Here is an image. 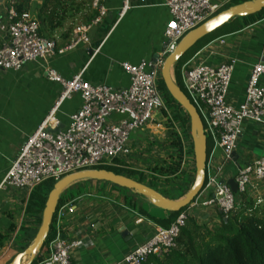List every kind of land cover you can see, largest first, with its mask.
Listing matches in <instances>:
<instances>
[{"label":"built area","instance_id":"2783aa9c","mask_svg":"<svg viewBox=\"0 0 264 264\" xmlns=\"http://www.w3.org/2000/svg\"><path fill=\"white\" fill-rule=\"evenodd\" d=\"M105 1L92 0V6L96 10L94 18L78 28L81 35L76 40L58 48L54 41L41 35L40 22L28 8L29 0H0V37L3 36L0 40V68L19 70L25 63L45 60L74 47L80 40H87L83 32L97 24L106 14ZM126 1L124 0L123 9ZM227 2L228 0H162L169 13L163 31L164 49L155 62L122 63L129 78L125 87L91 84L81 74L65 79L46 64L44 70L47 78L61 86L58 102L77 94L81 105L69 116V122L64 128L52 131L49 129L52 113L41 122L27 137L12 161L1 180L0 189H24L27 200L30 192L47 179L57 181L63 176L80 171L107 166L122 167L116 160H124L132 154L130 133L150 125L162 128L170 123L171 136L176 135L181 142V170L188 163L192 164L190 143L183 136L182 125L171 118L169 108L163 103L156 79L164 59L174 51L183 36L216 14ZM235 62V59L218 65H189L185 62L180 66L184 93L202 119L206 142L210 146L205 181L199 194L174 222L167 228L154 225L141 243L128 249L114 264H140L150 255L161 256L173 245L174 238L187 217L200 221L205 211L212 216H216L217 211L227 214L234 208L236 195H249L257 203L263 201L264 156L235 169L232 173L235 193L228 183L221 181L230 173L232 154L243 125L252 122L264 126V87L259 84L260 77L264 76V63L258 61L251 66L244 97L241 102L232 104L228 99V87ZM156 112L161 115H156ZM174 150L172 155L176 157L177 149ZM218 150L221 152L219 156L216 155ZM137 170L150 175V179L154 176L146 168ZM152 181L154 182L153 179ZM155 182L159 188L161 183ZM76 205L71 200L57 206L53 216L54 235L48 243V254L38 264H71V254L82 241L69 236L66 229L67 224L71 225L76 221V216H73ZM25 206L26 201L23 206L24 221ZM135 221L140 223L142 219L138 217ZM14 238L15 236L11 245Z\"/></svg>","mask_w":264,"mask_h":264},{"label":"crops","instance_id":"0c3cea01","mask_svg":"<svg viewBox=\"0 0 264 264\" xmlns=\"http://www.w3.org/2000/svg\"><path fill=\"white\" fill-rule=\"evenodd\" d=\"M41 2L42 0L28 2V8L36 16ZM105 5L106 14L97 24L83 32L87 40H80L74 47L45 60L25 63L19 70L0 68V183L27 137L50 113L52 117L49 129H61L68 124L69 116L81 105L77 94L58 102L61 86L47 78L44 70L46 64L65 79L81 74L91 84H108L121 88L129 83L122 63L153 62L164 49L163 31L169 13L162 0H127L124 9V0H106ZM80 13H75L68 7L66 16L56 27L39 20L41 35L54 41L58 48L69 45L81 35L78 28L85 25L83 21L76 23V17ZM54 20L57 21L56 16ZM230 59H235L236 62L228 87V99L232 104H237L244 97L251 66L258 61L264 63V17L238 32L213 38L186 62L189 65H218ZM259 84L264 87V76L260 77ZM155 114L161 115L159 112ZM169 126L170 123L162 128L150 125L136 136L139 144L154 141L159 145L153 151L154 158L147 159L148 161H142L139 156L137 158V148L133 149L129 159L132 169H143L148 163L159 161L163 154L171 153L172 149L166 143L171 138ZM216 155H221V152L216 151ZM261 156H264V126L246 122L232 154L230 173L221 181L230 186L232 173L237 167ZM101 186L102 189L104 186ZM87 189L88 198H83V195L78 197L80 203L76 205L73 215L76 216L75 223L66 225L69 236L82 240L80 246L71 254L70 262L114 264L128 249L141 243L153 226L158 224L144 215L129 211L118 202V198L105 197L100 206L91 196L94 187L89 184ZM26 195L24 189H0V235H7L0 247V264H5L17 246L14 240L12 245L10 242L22 227L19 225L25 222L22 219L25 218L23 206ZM162 213L152 216L164 218L166 212ZM138 217L142 219L140 223L135 221ZM204 219L216 220V216L205 211L200 221Z\"/></svg>","mask_w":264,"mask_h":264},{"label":"trees","instance_id":"16d2710c","mask_svg":"<svg viewBox=\"0 0 264 264\" xmlns=\"http://www.w3.org/2000/svg\"><path fill=\"white\" fill-rule=\"evenodd\" d=\"M243 1L246 0H228L222 9ZM67 6L71 7L75 13L81 12V18L85 24H88L96 15V10L92 6L91 0H42L38 8L37 18L42 22L46 21L51 27H56L61 24L63 18L66 16ZM55 16L57 21L54 20ZM263 17L264 9L252 15L237 17L203 37L174 64L173 76L175 83L184 92L181 86L180 66L193 56L203 45L217 36L238 32L243 27L252 25ZM163 86L167 91L164 83ZM169 98L170 105L173 108L171 118L182 125L183 136L190 143L189 152L192 158V165L190 167H192L193 171L184 172L180 169L181 142L176 135L174 137L171 136L172 138L169 139L171 149L173 151H175V148L177 149L175 152L177 154L176 157L175 155L172 156L173 159L171 162L173 164L169 163L170 166L162 167L158 165L146 169L152 172L154 175L152 179L156 181H160L161 179V181H167L166 178L173 177L175 183L171 185L170 192L164 193L158 190L166 197L176 199L181 197L192 184L195 175V165L193 145L190 136L189 117L170 95ZM209 149L210 146L207 142V156ZM172 150L171 154L173 153ZM104 169L113 171L116 174L128 175L129 177V173H138L140 177L138 181L142 183H144L142 177L146 176V174L137 169H130L128 174L123 173L120 167H105ZM54 182L55 181L52 179H47L30 192L25 206L26 219L23 226L20 228L22 230L19 239L20 243L15 247L11 257L5 264H8L17 253L22 252L34 237L41 222L42 210L47 195L52 189ZM79 183L83 182L75 183L72 186ZM126 192L125 194L120 193L118 198V202L121 205L126 207L129 211L146 216L154 223L165 228L174 222L176 217L185 210L184 207L179 211L167 212L164 218H157L149 215L143 210L140 202L137 200V194L131 190H126ZM72 199H74V197L64 198V196L61 195L58 206ZM53 220L46 242L31 264H38L48 254V243L54 235ZM207 221L210 223L212 220L204 219L199 222L195 220V218L187 217L184 225L179 228V232L174 238L173 245L161 256L150 255L140 264H264V199L262 202L257 203L249 195H236L234 208L232 210L227 214L217 211L216 221L214 220L210 224ZM31 225H33L32 228H30ZM6 236L5 234L0 235V247L4 244Z\"/></svg>","mask_w":264,"mask_h":264},{"label":"water","instance_id":"95a60500","mask_svg":"<svg viewBox=\"0 0 264 264\" xmlns=\"http://www.w3.org/2000/svg\"><path fill=\"white\" fill-rule=\"evenodd\" d=\"M262 9H264V0H246L221 9L216 14L186 33L177 43L174 51L164 59L160 70L161 79L169 95L182 107L189 117L190 136L193 145L195 165V175L189 189L181 197L173 199L166 197L158 189L153 188L152 186L139 182L127 175L116 174L113 171L104 168L85 170L63 176L54 182L52 189L47 195L42 210L41 222L34 237L28 246L22 252L17 253L8 264L32 263L46 242L60 196L70 186L80 181L96 180L100 182H108L118 187L125 188L126 190H131L135 194L145 197L152 206L166 213L179 211L186 207L199 194L205 181L207 160V142L203 131V122L196 108L172 78L173 66L203 37L212 33L234 18L252 15L260 12ZM155 60L156 58L153 62H155ZM229 184L232 192L235 193V182L231 180ZM23 259L26 260L25 263H23Z\"/></svg>","mask_w":264,"mask_h":264},{"label":"rangeland","instance_id":"374dc122","mask_svg":"<svg viewBox=\"0 0 264 264\" xmlns=\"http://www.w3.org/2000/svg\"><path fill=\"white\" fill-rule=\"evenodd\" d=\"M77 1H86V0H77ZM77 16L78 17H76V23L77 22H80V21L82 22L81 15H77ZM172 78L174 79V77H173V70H172ZM156 85H157L158 92H159V95H160L163 103L165 105H167V107L170 110V113H172L173 108L170 105L169 93H168V91H166L164 89L163 81H162L161 76H160V72H159L158 77L156 79ZM181 86L183 87L182 82H181ZM183 89H184V87H183ZM184 92H185V90H184ZM141 131H144V130L143 129L141 130V128H137V129H135L134 131H132L130 133V136H129V145H130V147H132V151H133V149H136L137 148L136 149L137 150V152H136L137 153V158L139 156L140 158H142V161H144V159H146V160L148 159L149 160L150 158H154L153 151L156 148V145L157 144L159 145V143L154 142V141L153 142L141 143V144L137 143L136 136L139 135L141 133ZM166 143L169 145V140H167ZM144 153H145V156L143 155ZM172 156L173 155L171 153L168 154V155L163 154L162 158H160V159L158 158L159 161H152V162L148 163L147 166H144V169L147 168V167H149V168L156 167L158 165L160 167H162V166H170L169 163H172L171 162L172 159H173ZM130 157H132V154L128 158H126L124 160H119V159L116 160V161H118V163H120L122 165V167H120V169H122L123 170L122 172L125 173V174H128L129 171H130V169H132V166H131L130 160H129ZM135 159H136V157H135ZM191 165H192L191 163H188V165L186 166V168H184L182 170H186V171L189 170L190 172H192L193 171L192 170V167H189ZM107 167L116 168L115 166H107ZM180 169H181V167H180ZM129 175L133 179H137L138 180L140 178L138 173H134L133 172L131 174L129 173ZM149 176L150 175L147 174L145 177H142L143 182L145 184L149 185V186H152L153 188H156V189L161 190L164 193H167L171 189V185L173 183H175V181H173V177L166 178L167 181H165V180L161 181L162 180L161 179L160 181H157V182H161V186L158 188L157 183L155 182V180L153 182L152 179L149 178ZM80 182H83V183H79V184H77L75 186H72V187L70 186L67 190H65L62 193V195L64 196V198L74 197V199H72V200H74L77 204H79L80 203L79 202L80 201V198H78L79 196L83 195L82 196L83 198H85V199L88 198L87 197V192H89V191L87 189V185H89V184L91 185V187L92 186L94 187V189H92V191H94V192H92V195L91 196H92V198H94L95 202L98 203L100 206H102V201L105 200L104 199L105 197L106 198H109V199H111V198L112 199H115V198H119L120 193L121 194L127 193L125 188L118 187V186L113 185V184L108 183V182H100V181H96V180H86L85 182L84 181H80ZM99 184L103 185L104 187L101 189L102 186L99 185ZM76 199H77V201H76ZM137 200L140 202L143 210L145 212H147L148 214H151V215L152 214H155L156 216H159V215L163 214L162 212H164V211H162V210H160V209L152 206L150 204V202L145 197H143V196L137 195ZM213 221L214 220H212L211 222H213ZM207 222L209 223V221H207ZM21 234H22V230L20 229L19 232L17 233L16 237H15V240H14V242L17 245L20 243L19 239H20V235ZM25 262H26V260L23 259V263H25Z\"/></svg>","mask_w":264,"mask_h":264}]
</instances>
